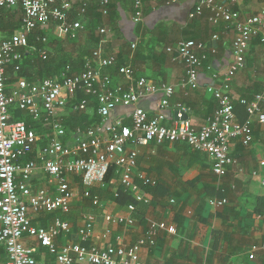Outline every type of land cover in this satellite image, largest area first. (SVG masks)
Instances as JSON below:
<instances>
[{
	"label": "built area",
	"instance_id": "obj_1",
	"mask_svg": "<svg viewBox=\"0 0 264 264\" xmlns=\"http://www.w3.org/2000/svg\"><path fill=\"white\" fill-rule=\"evenodd\" d=\"M111 2L0 0V11L20 12L19 28L14 34L6 37L0 30V245L8 255L6 264H46L37 259L38 248L48 251L56 259L55 264H143V250L155 247L162 233L177 234V228L165 221L150 220L144 236L127 244L125 233L117 230L127 232L136 227L137 205L130 204L127 214H107V202L92 197V190L103 187L111 169L116 168L120 184L136 201L151 205L152 198L142 187L157 183L139 171L141 149L176 143H186L206 154L214 174L222 179L236 163L231 144L252 146L255 124L264 127V82L252 100L236 101L232 93L233 81L246 68L253 42L264 47V8L256 15L243 17L237 10L239 0H200L190 14L194 19L208 11L212 25H232L235 30L227 70L215 73L214 83L205 87L217 107L201 126L190 119L183 120V113L187 114L189 109L182 104L176 107L178 119L167 124L166 113L176 88L157 85L146 77L136 78L131 66L118 67L115 55L103 54L104 40L80 73L35 83L18 77L31 53L43 61L49 58L51 33L60 32L65 39L80 37L88 24L91 4H99L102 15L108 16ZM143 19V0H134V23H142ZM106 33V29H99L100 35ZM219 40L216 34L211 47L204 41L185 40L166 49L173 62L185 67L186 79L181 87L189 91L187 96L190 91L201 89L203 70L213 71L210 59L218 54ZM10 66L17 74L13 78L7 75ZM115 67L128 87L114 88L112 78L103 73ZM79 94L84 97L79 99ZM151 98L159 101L155 114L141 105ZM93 101L102 123L68 135L60 113L91 111ZM237 103L246 108L248 118L244 122L238 120ZM119 108L131 110L129 125L122 120L110 121ZM12 110L27 113L34 124L12 121ZM42 123L46 130L38 132L37 125ZM78 198L90 199L94 208L103 210V230H97L96 214L82 213L75 233L74 224L66 218L72 215ZM226 203L214 199L210 204L220 208ZM43 215H53L48 227L34 223L35 216ZM68 237H74L73 241L58 246V240Z\"/></svg>",
	"mask_w": 264,
	"mask_h": 264
},
{
	"label": "crops",
	"instance_id": "obj_2",
	"mask_svg": "<svg viewBox=\"0 0 264 264\" xmlns=\"http://www.w3.org/2000/svg\"><path fill=\"white\" fill-rule=\"evenodd\" d=\"M170 1L144 0L145 17L140 25L133 20L132 0H112L110 16L103 17L100 15L101 7L91 4L92 8H97L96 13L101 16L102 22L95 24V30L98 34L101 28L107 30L106 35L99 34L106 40L103 45L105 55H115L123 66L133 67L136 78L146 77L157 85L166 84L176 88L171 107L167 109V124L172 125L176 121V107L182 104L189 109V119L201 126L214 113L206 102L214 99L205 92V87L214 83L212 78L215 73L222 74L227 70L232 59L235 30L232 25H212L208 20V11L202 17H197L196 21H189L200 0ZM249 1L239 0L237 10L243 17L256 15V11L264 8V0ZM216 34H219L220 40L216 43L218 54L214 57L211 55L210 59L213 71L203 70L201 89L190 91L187 96L189 91L181 87L186 79L185 67L173 62L166 49L187 39L204 41L211 47ZM255 42L248 53L246 68L233 81L232 93L236 101L258 93L264 82V47ZM255 45L260 49L259 53L255 51ZM154 46H157L156 55L151 50ZM7 75L10 78L13 76L11 72ZM114 77V86L128 87L122 76L118 74ZM191 99L199 100L193 106ZM188 100L190 104H186ZM158 102V98H151L141 105L149 113L155 114ZM130 112V109L119 108L113 112L110 121H128ZM236 113L240 122L246 120L243 108L239 107ZM257 127L262 129L256 133V142L252 146L231 144V155L236 163L222 179L208 165L210 159L206 154V159L192 157L189 155L190 149L182 144L178 147L176 144L153 145L141 149L139 171L156 181L162 180L167 184L164 189L171 195L166 199V208L150 207L147 223L150 220L165 221L177 228V234L162 233L155 247L143 250V264H264V127L255 124V129ZM225 186H228L226 192L223 190ZM214 199L227 203L215 208L210 204ZM171 200L175 202L171 203ZM128 206L121 212L115 211L114 207L109 209L107 203L106 213L127 214ZM52 218L53 215L35 216L34 223L48 227ZM98 221L97 230L101 231L104 229L103 213L98 216ZM74 226L76 233L80 227L78 220ZM146 230L147 227L136 224L134 229L127 232L122 229L117 232L125 233V243L133 244L144 236ZM73 239L64 238L58 240L57 244L62 246ZM28 245L31 243L28 242ZM37 251L39 261L56 263V259L44 248Z\"/></svg>",
	"mask_w": 264,
	"mask_h": 264
},
{
	"label": "trees",
	"instance_id": "obj_3",
	"mask_svg": "<svg viewBox=\"0 0 264 264\" xmlns=\"http://www.w3.org/2000/svg\"><path fill=\"white\" fill-rule=\"evenodd\" d=\"M132 1H133V6H134V0ZM176 1L177 0H172L170 2H176ZM93 4H97V3H93ZM98 7H99V4H98ZM96 9L97 8L90 7L89 14H88L89 21L87 24L88 30H95L96 28L95 24H98V25L102 24L101 16L103 17V15L101 13L100 14L101 16H98L96 13ZM143 15L145 17L144 0H143ZM109 16H110V13H109ZM208 17H210V13ZM19 21H20L19 11H11V10H6V9H2L0 11V30L6 37L11 36L12 34H14L16 30H18ZM189 21H196V18L189 20ZM140 24L141 23H138L137 25H140ZM86 34L87 35L84 36L83 40L82 39L79 40L80 37L76 39H69V41L71 42L76 43V41H81L82 43V45H80L78 48V52L74 56L72 55L63 56L58 53H55V56H52V51H51L49 52V58L46 61H43L39 59L37 54L31 53L32 55L28 56V58L24 60L22 69L18 73V77L22 79H27L29 82L35 83V82H39L47 78L63 79V76L65 74L69 76H73L74 74L84 71L86 69L87 61L93 57L94 52L98 50L100 46V40L95 38L93 35H90V33H86ZM46 36H49V35H46ZM187 40H194V39H187ZM50 43H51V39H50ZM31 44H34V42L31 41ZM38 46L40 47L41 45H38ZM156 48L157 46H154L153 48H151L153 55H156ZM117 66L118 67L123 66V63H119V59H118ZM118 67L105 69L103 73L105 75H109L113 80L115 78L114 76L118 75ZM68 68H70V71H68ZM10 72L11 74H13L12 78L17 75L14 72V66L8 67L7 73H10ZM113 86H114V83H113ZM116 87L117 86H114V88ZM255 95L251 97H247V99L252 100ZM83 97L84 95L82 94H79L78 96L79 99H82ZM200 98L203 99V96L200 95ZM199 99H195V100L191 99V105L193 106L196 105L194 104V102L196 103V101H198ZM206 102L210 105L212 109L214 110L216 109L217 102L215 100H210V101L206 100ZM186 104H190V100H188ZM69 107H72V105L70 104ZM236 107H237V110L239 109V107L243 108L248 118V114L244 106L237 103ZM91 109L92 110L88 112H74V111L69 112V115L62 120V124L64 125L68 135H70L72 132H74L77 129L88 130L102 123V118L98 115V112H97L98 106L96 105L94 101L91 103ZM11 113H12V121L14 122L23 121L29 125L34 124V122L32 121V118L25 112H22L20 110H12ZM124 124L129 125L130 122L125 121ZM37 126L39 129L38 132L46 130L44 123L39 124ZM259 129H262V128L257 127V129H255V133H254L255 138L257 136L256 133L258 132ZM258 134H262V133H258ZM255 142H256V139H255ZM180 144H182L183 147L185 148L188 147L190 149L189 150L190 156L195 157V158H202V159L205 158L206 159V156L204 154L193 150L186 143H176V146L178 147ZM156 183L157 184L155 186L150 185V186L142 187L149 196H152L151 197L153 199L152 204L151 205L140 204L136 201L134 195H132L130 191H127L120 184L118 170L116 168H113L111 169L110 173L107 176L105 185L103 187L95 188L92 190V197L97 196L101 201L107 202L108 208L110 209V207L111 208L114 207L115 211L122 212V211H125L127 206L130 204L137 205L138 210L135 213L136 224L148 227L147 213L150 207L152 206V207L166 208L167 206L166 199H168L171 196L164 189V187H167L166 183H164L162 180H158L156 181ZM192 184L194 183L192 182ZM226 187L228 188V186H225V189H223L225 192L227 191ZM83 204H84L83 207L86 208V210H89V211L92 209L94 211L98 210L97 208L93 207L90 199H84ZM78 215L79 214H77V212L73 211L72 215L67 217L66 219L69 220L71 223L75 224L76 221L78 220ZM159 222H163V221H159ZM4 262L5 263L8 262V255L6 253L5 248L0 245V263H4Z\"/></svg>",
	"mask_w": 264,
	"mask_h": 264
},
{
	"label": "rangeland",
	"instance_id": "obj_4",
	"mask_svg": "<svg viewBox=\"0 0 264 264\" xmlns=\"http://www.w3.org/2000/svg\"><path fill=\"white\" fill-rule=\"evenodd\" d=\"M249 3H251V0L249 1ZM255 13L257 14L258 11H256ZM83 33L81 34L79 40H81V39L83 40L84 36L87 35L86 33H90V35H93L95 38L100 40V42L102 40L106 41L97 33V30H88L87 25L85 27V33L84 34ZM50 39H51V43H50L49 49H50V52L52 51V56H55V53L61 54L63 56H65V55L74 56L78 52L79 46L82 45L81 41H76V43H75V42L69 41V39H67V38L65 39L60 34V32H59V34L51 33ZM255 44H258V42H255ZM255 46H256L255 51L256 52L258 51V53H259L260 49L257 47V45H255ZM103 54L105 55L104 50H103ZM68 115H69V112H65L62 114L60 113L61 118H59V119L63 120ZM208 165L212 167V162L211 161L208 162ZM213 181H215V180H213ZM112 183H113V181H112ZM75 203L76 204L74 206V212H77V214H79L78 216H80L82 213H94V214L100 216V214L103 213V210H101V209H98L97 211H94L93 209L90 211L86 210V208L83 207L84 204L80 198L76 199ZM106 209H107V207H106Z\"/></svg>",
	"mask_w": 264,
	"mask_h": 264
},
{
	"label": "water",
	"instance_id": "obj_5",
	"mask_svg": "<svg viewBox=\"0 0 264 264\" xmlns=\"http://www.w3.org/2000/svg\"><path fill=\"white\" fill-rule=\"evenodd\" d=\"M178 114H179V112H176L175 113V117H176V119H178ZM184 115H183V120H187V119H189V116H188V114H186V113H183Z\"/></svg>",
	"mask_w": 264,
	"mask_h": 264
}]
</instances>
